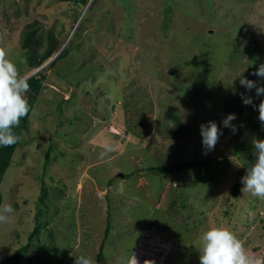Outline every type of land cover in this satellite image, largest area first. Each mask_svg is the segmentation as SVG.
<instances>
[{
  "label": "rangeland",
  "instance_id": "rangeland-1",
  "mask_svg": "<svg viewBox=\"0 0 264 264\" xmlns=\"http://www.w3.org/2000/svg\"><path fill=\"white\" fill-rule=\"evenodd\" d=\"M33 20L42 50L49 36L56 49L35 69L22 38ZM0 47L26 78L46 75L0 183V207L15 210L0 224V264L26 242L17 264H74L77 254L115 264L132 252L139 264H200L212 226L264 261V200L231 194L255 160L253 138L264 139L253 106L264 96L238 76L264 84L252 74L264 63V0H0ZM229 113L235 133L222 124ZM209 121L223 134L205 155ZM106 140L110 164L99 157Z\"/></svg>",
  "mask_w": 264,
  "mask_h": 264
},
{
  "label": "clouds",
  "instance_id": "clouds-1",
  "mask_svg": "<svg viewBox=\"0 0 264 264\" xmlns=\"http://www.w3.org/2000/svg\"><path fill=\"white\" fill-rule=\"evenodd\" d=\"M242 73L238 75L240 85L249 91L255 89L257 96H264V84H257L247 79ZM252 74L264 78V63L260 64ZM30 90L28 78L21 74L17 63L8 57L6 49L0 47V147L13 146L22 139L14 129L19 127L22 118L29 115L31 109L27 93ZM240 95L245 105L253 104L251 96H246L244 93ZM253 106L258 107V119L264 126V99L258 106ZM235 119L236 115L229 113L222 120L223 126L230 128L233 133L237 131V127L231 123ZM200 133L205 155L214 150L223 134L215 121L201 124ZM252 145L255 150V160L249 163L245 175L241 178L243 185L241 191L264 200V139L253 138ZM102 148L99 157L110 164L107 158L115 150L114 145L106 140ZM14 211L9 203L0 207V224H8L10 215ZM199 241V246L196 247L199 250L200 264H264V261L248 252L244 242L226 226L209 227L202 233ZM74 264H97V260L91 254H77ZM115 264H139V261L132 252L129 256L118 257ZM144 264H154V262L145 260Z\"/></svg>",
  "mask_w": 264,
  "mask_h": 264
},
{
  "label": "trees",
  "instance_id": "trees-1",
  "mask_svg": "<svg viewBox=\"0 0 264 264\" xmlns=\"http://www.w3.org/2000/svg\"><path fill=\"white\" fill-rule=\"evenodd\" d=\"M74 2H77L79 0H73ZM37 21L33 20L32 24L28 27V29L22 33V38L23 40V51H24V60L25 63L28 67H30L31 69H35L38 68L39 66H41L47 58H49L54 51L56 50L54 47V39L53 36H49L47 37V46L45 50H42V41L44 40L42 38V33L39 30L38 26H37ZM64 51L55 59V61L63 56ZM55 62H52L50 66H52ZM28 82L30 84V92L27 93L28 95V100H29V105H30V109L32 110L33 108V104H34V100L35 97L37 96V94L40 92L41 88L43 87L44 83H45V79H46V75L41 72L38 74H33L31 76H28ZM30 110V112H31ZM29 112V114H30ZM29 116V115H28ZM27 117L22 118L19 124V127L15 128L14 131L20 135L21 130L26 128V122H27ZM20 141L10 147H0V183L2 181L3 175L7 169V167L10 165L11 161H12V156L14 154V151L16 149V147L19 145ZM49 152H47L48 154ZM194 165H196V162L193 161H188V162H178L177 164H175L174 166H172V171L175 172L176 170H180V169H184V168H191ZM149 170H156V169H168V167H164V168H159V167H149L147 168ZM171 170V169H170ZM169 170V171H170ZM241 189V184L238 182L236 183L231 190V194L236 197L237 194L240 192ZM46 188L45 187H41L40 191H39V196H38V200L37 202L39 204H41L42 206L46 205V200H47V196H46ZM2 201V197H1V192H0V204ZM40 210H43L42 208H38L37 212L38 215H35L34 219H35V223H34V227L32 232L30 233V237L35 236L38 237L40 230H41V226H38V224H41V222L39 223V219L37 217L40 218ZM109 230V227L107 226V228L105 229L104 232V236L103 239L100 243V246L98 248V253H97V258L101 259L103 257V246H104V242L106 240L107 237V232ZM39 239V238H36ZM30 242H26L25 244L19 246L14 253L8 257V263L9 264H17L20 256L23 253H27V250L30 246L29 244ZM40 249H42L43 251H45L44 247H40ZM28 264H30L28 262Z\"/></svg>",
  "mask_w": 264,
  "mask_h": 264
},
{
  "label": "water",
  "instance_id": "water-1",
  "mask_svg": "<svg viewBox=\"0 0 264 264\" xmlns=\"http://www.w3.org/2000/svg\"><path fill=\"white\" fill-rule=\"evenodd\" d=\"M120 176L122 177V176H123V174H120Z\"/></svg>",
  "mask_w": 264,
  "mask_h": 264
}]
</instances>
